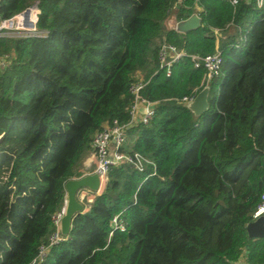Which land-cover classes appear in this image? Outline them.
<instances>
[{
    "label": "trees",
    "instance_id": "16d2710c",
    "mask_svg": "<svg viewBox=\"0 0 264 264\" xmlns=\"http://www.w3.org/2000/svg\"><path fill=\"white\" fill-rule=\"evenodd\" d=\"M33 0H2L10 17ZM42 37H0V264H30L55 232L64 183L83 175L103 124L129 120V87L153 103L148 123L126 130L124 150L149 159L142 172L120 163L74 215L65 239L42 264H264V238L246 225L264 191V8L236 0H37ZM194 12L181 34L170 16ZM222 63L208 109L195 116L184 96L202 88L205 68ZM232 29V30H230ZM185 56L169 75L162 41ZM125 229L115 228L112 219Z\"/></svg>",
    "mask_w": 264,
    "mask_h": 264
},
{
    "label": "built area",
    "instance_id": "2783aa9c",
    "mask_svg": "<svg viewBox=\"0 0 264 264\" xmlns=\"http://www.w3.org/2000/svg\"><path fill=\"white\" fill-rule=\"evenodd\" d=\"M1 1L2 0H0V3ZM246 1H254L258 8H264V0ZM236 2V0H232L233 4ZM39 13L40 9L38 1L33 0L27 7L14 13L10 17H2L0 14V37L11 36L35 38L44 36V31L39 30L37 26ZM194 13L199 15L198 12ZM214 35L216 37L214 52L204 56L191 55L195 67L202 66L205 68V74L202 79L203 87L207 85L210 79L218 76L220 65L222 63V51L219 42L220 39H223L226 35L217 29L214 30ZM185 55L186 53L183 49H177L175 46L167 43L164 39L158 53L159 68H164L166 70V75H169L172 63ZM7 58L8 55L6 54L0 55V65L3 66ZM145 84L146 80L142 76H139L129 87V92L133 97V101L129 107L130 116L127 122L121 123L118 120L113 119L111 122L103 124L102 129L95 132L93 135L90 142V152L87 156L89 157L88 167L83 175L95 173L99 180V187L96 191H92L86 187L79 189L77 197L82 203L91 202L93 197H95L96 194H99L104 188L108 180V170L111 166L125 163L131 165L137 171L142 172L146 164H152V162L142 154L124 150L127 128L138 123H148L153 115V103L140 95V91ZM194 97L195 96H184L182 97L181 102L188 103ZM65 207L66 197L61 209L52 215V221L56 228L55 232L49 236L46 244H42L38 247V253L30 264H42L49 248L65 239V235L62 234L60 230V222L65 213ZM259 216H264V191L261 194L260 201L254 212L255 219ZM112 223L115 228H119L121 231L125 229L124 224L117 218V216L112 219Z\"/></svg>",
    "mask_w": 264,
    "mask_h": 264
},
{
    "label": "water",
    "instance_id": "95a60500",
    "mask_svg": "<svg viewBox=\"0 0 264 264\" xmlns=\"http://www.w3.org/2000/svg\"><path fill=\"white\" fill-rule=\"evenodd\" d=\"M168 29H174L178 33L186 34L200 26L201 18L197 13H192L185 19L170 17ZM209 86L203 87L186 106L195 116H199L208 109ZM89 188L96 191L99 187V180L95 173L85 174L78 178L68 179L64 183L66 207L65 213L61 218V233L67 235L70 230L71 220L75 214L83 210V203L77 197V192L81 188ZM246 231L250 238H264V216H259L246 225Z\"/></svg>",
    "mask_w": 264,
    "mask_h": 264
},
{
    "label": "crops",
    "instance_id": "0c3cea01",
    "mask_svg": "<svg viewBox=\"0 0 264 264\" xmlns=\"http://www.w3.org/2000/svg\"><path fill=\"white\" fill-rule=\"evenodd\" d=\"M170 17H172V16H170ZM170 17L166 20V23H165L166 28H168V26H169V23H170V20L169 19H170ZM230 30H232V29H230ZM88 158L89 157L85 158L84 161H83V168L82 169H83L84 172L86 171V168L88 167V163H89L88 162V160H89Z\"/></svg>",
    "mask_w": 264,
    "mask_h": 264
}]
</instances>
